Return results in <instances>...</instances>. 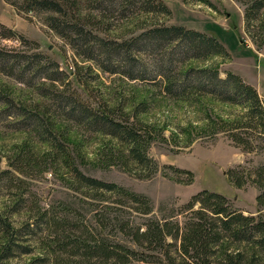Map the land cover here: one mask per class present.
<instances>
[{"label": "rangeland", "instance_id": "374dc122", "mask_svg": "<svg viewBox=\"0 0 264 264\" xmlns=\"http://www.w3.org/2000/svg\"><path fill=\"white\" fill-rule=\"evenodd\" d=\"M56 1L65 5V0ZM67 1L77 3V8L82 13L80 22L84 29L93 28L107 39L128 40L142 28L154 23V20L162 24H181L215 35L225 47L227 56L188 59L182 67L215 63L220 76H224L225 71L236 73L256 89L264 103V12L259 14L260 20L257 16L250 22L247 30L243 19L244 5L239 0H209L211 6L196 0H163L170 8V15L153 17L136 12L137 10L132 11L126 6V9L114 10L111 16H100L99 13L95 15L93 8L87 7L85 0ZM23 4L22 0H0V23L21 35L6 37L0 34V50L6 49L11 58L14 56L9 53L16 50L39 51L56 61L62 71L61 83L58 85V88L63 89L62 93L71 98L79 97L101 108L105 105L114 116H126L129 120L136 116L151 129H159L160 135L150 142L146 150L156 163V169L151 175L137 176L133 170L106 164L99 156L105 145H109L112 140L102 133L88 130L81 124L64 118L63 112L55 107L57 103L54 100L38 95L33 87L17 77L20 71L16 67L8 66L0 58V168L13 169L9 162L16 156H22V148L31 150L36 162L35 168L24 167L20 172L15 171L25 180L21 187L15 184L3 188L2 175L0 212L4 206L11 205L14 193L23 191L22 197L25 198L20 203H23V207L31 206V213L36 207L57 208L58 205L67 203L74 210L72 216L77 218L78 223L93 222L91 211L93 203L97 201L93 199L96 198H89L66 184V170L60 163V158L50 160V139L42 140L47 136L42 130L44 124L54 119L52 133L59 139L61 137L69 149L78 150L83 155V162L78 163L83 172L114 181L149 197L152 210L147 215H140L132 210L122 211L124 217H129L134 222L144 221L147 217L162 218L175 214L179 223H182L183 216L175 211L189 196L203 188L220 192L231 207L245 214L264 218V184L252 180L255 176L252 170L264 164V134L254 138V148H243L235 145L224 131L214 132L215 129L209 126L206 117L209 115L221 123L222 120L238 117L245 110L243 106L219 101L207 94L198 95L197 98H192L195 94L177 98L166 94L162 90V83L154 82L148 74L156 72V66L164 53L142 39L131 44L126 53L110 55L109 63L116 65L117 71L103 70L99 63L79 54L66 36L49 26L45 20L47 10H25ZM68 10L70 9L67 8ZM73 13L79 15L75 10ZM67 14L70 15L71 12ZM0 33H3L1 27ZM130 62L145 65L150 70L148 75L145 73L141 78H130L125 71L132 68L127 64ZM109 63L103 64L109 66ZM131 72L135 73L134 68ZM36 80L31 76V81ZM3 96L11 100V103L7 105ZM27 106H35L40 112L38 117H42L43 121L37 123L38 117L35 119L32 111L21 115L19 112L22 107ZM167 165L188 169L192 176L187 179L184 172L175 173ZM229 173L238 176L239 185L234 183ZM257 195L261 196L260 200H257ZM107 197L109 200L113 198L108 194ZM22 211L12 218L22 219L25 215ZM104 232L133 245L127 234L118 231L113 236L116 230L108 227ZM137 249H140L145 260H134L135 264H161L160 260L149 255L152 250L141 247ZM36 251L37 249L33 254L17 256L14 261L27 262L32 255H36Z\"/></svg>", "mask_w": 264, "mask_h": 264}, {"label": "trees", "instance_id": "16d2710c", "mask_svg": "<svg viewBox=\"0 0 264 264\" xmlns=\"http://www.w3.org/2000/svg\"><path fill=\"white\" fill-rule=\"evenodd\" d=\"M22 1L25 10H47L45 20L49 26L60 35L66 36L79 54L99 63L103 70L117 71L116 65L109 63L110 55L126 53L129 46L139 39L151 47H158L164 56L159 60L156 72L148 73L150 70L145 65L130 62L127 64L132 68L125 70L130 78H141L148 73L154 82L162 83V90L166 94L175 98L189 94H195L192 98H197L198 95L207 94L216 100L243 106L245 110L238 117L222 120L221 123L209 115L206 116L209 126L215 129L213 131H224L235 145L252 149L255 146L254 138L264 134V103L251 84L232 71H225V75L220 76L215 63L208 66L182 67L188 59L203 60L213 55L227 56L225 47L215 35L181 24H162L154 20V23L142 28L130 39L116 41L100 36L93 28L84 29L80 22L82 13L75 1L65 0V5L56 0ZM196 1L211 6L209 0ZM239 1L244 5L243 19L246 29L249 30L251 21L257 16L261 19L259 14L264 12V0ZM85 2L87 7L96 11L95 15L99 13L100 16H111L116 9H126L124 6L132 11L150 14L151 17L169 16L171 13L163 0ZM67 8L71 11H67ZM74 10L79 15H74ZM68 12L71 14L68 15ZM0 27L3 28L1 36L21 37L4 24L0 23ZM7 54L6 49L0 50V58L6 61L5 64L16 67L20 71L17 77L33 87L38 95L54 100L57 103L55 107L63 112L64 118L81 124L88 130L102 133L112 140L103 148L100 160L133 170L137 176H149L155 171L156 163L146 150L150 142L159 137V129H151L136 116L132 120L126 116H114L105 105L101 108L79 97L71 98L62 93L63 89L58 88L62 71L56 61L50 60L39 51L16 50L9 53L14 56L12 58ZM106 62L112 67L103 64ZM133 68L134 74L131 72ZM31 76L37 80L31 81ZM3 99L7 105L11 103L6 96ZM31 111L35 119L40 114L35 106L22 107L19 113L24 115ZM51 120L42 129L47 134V138L42 140L50 139V160L60 158V163L66 170V184L69 187L89 198H96L93 199L97 201L93 203L91 211L93 222L78 223L77 218L72 216L74 210L67 203H62L57 208L36 207L31 213V206L23 207V203H20L25 198L22 197L23 191L14 193L11 205L4 206L0 212V264H135L134 260H145L138 247L152 250L149 255L160 260L161 264H264V218L254 217L231 207L220 192L203 188L189 196L175 211L183 216L182 223H179L175 214L162 218L147 217L141 222L124 217L122 211L126 210L140 215L150 213L152 206L149 197L114 181L83 172L78 166L79 162H83V155L78 150L69 149L61 137L59 139L52 133L54 130L51 125L55 121ZM42 121V117L37 118V123ZM20 152V158L16 156L9 162L13 169L0 168L3 188L15 184L20 186L25 182L15 171L20 172L24 167L35 168L32 151L22 148ZM167 166L172 167L175 173L184 172L187 179L192 176L188 169ZM252 171L255 174L252 180L264 184V164L258 165ZM230 176L239 185L238 176H234V173ZM107 194L113 198L107 199ZM258 199L261 196L257 195ZM21 210L25 212L22 219L12 218ZM106 227L116 230L113 236L118 231L129 235L133 245L110 237L104 232ZM35 249L36 255H32L27 262L16 260L17 256L31 254Z\"/></svg>", "mask_w": 264, "mask_h": 264}]
</instances>
